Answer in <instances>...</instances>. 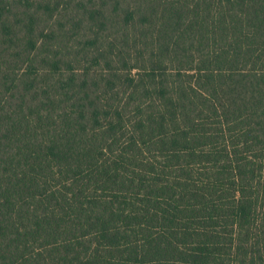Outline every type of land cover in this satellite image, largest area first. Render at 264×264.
Segmentation results:
<instances>
[{
	"label": "trees",
	"instance_id": "1",
	"mask_svg": "<svg viewBox=\"0 0 264 264\" xmlns=\"http://www.w3.org/2000/svg\"><path fill=\"white\" fill-rule=\"evenodd\" d=\"M0 264H264V0H0Z\"/></svg>",
	"mask_w": 264,
	"mask_h": 264
}]
</instances>
